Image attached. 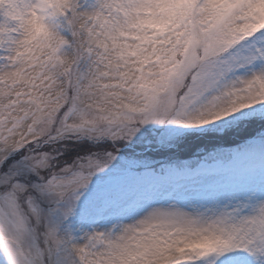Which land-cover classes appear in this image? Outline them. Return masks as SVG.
<instances>
[{
    "label": "snow or ice",
    "instance_id": "obj_1",
    "mask_svg": "<svg viewBox=\"0 0 264 264\" xmlns=\"http://www.w3.org/2000/svg\"><path fill=\"white\" fill-rule=\"evenodd\" d=\"M0 264H264V0H0Z\"/></svg>",
    "mask_w": 264,
    "mask_h": 264
}]
</instances>
